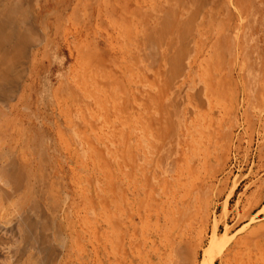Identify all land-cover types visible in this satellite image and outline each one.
Returning <instances> with one entry per match:
<instances>
[{"label": "rangeland", "instance_id": "rangeland-1", "mask_svg": "<svg viewBox=\"0 0 264 264\" xmlns=\"http://www.w3.org/2000/svg\"><path fill=\"white\" fill-rule=\"evenodd\" d=\"M263 8L0 0V264H264Z\"/></svg>", "mask_w": 264, "mask_h": 264}, {"label": "crops", "instance_id": "crops-1", "mask_svg": "<svg viewBox=\"0 0 264 264\" xmlns=\"http://www.w3.org/2000/svg\"><path fill=\"white\" fill-rule=\"evenodd\" d=\"M252 20L255 21L254 26H256L258 30L252 32L253 25L248 26V29L245 30L241 36V41L244 42L247 49H249L252 45L255 47L256 51H254V53L256 54V57L262 58V60L258 59L255 62L264 65V8L262 12V18L259 19V17H257L253 18ZM250 53L251 52L249 50V54Z\"/></svg>", "mask_w": 264, "mask_h": 264}, {"label": "bare ground", "instance_id": "bare-ground-1", "mask_svg": "<svg viewBox=\"0 0 264 264\" xmlns=\"http://www.w3.org/2000/svg\"><path fill=\"white\" fill-rule=\"evenodd\" d=\"M24 222V221H23ZM25 229V228H24ZM24 231H26V230H24ZM24 239V238H23ZM23 242H25L24 240H23ZM215 243H216V240L215 239H213L212 241H211V247L213 248V246H215ZM211 249V248H210ZM207 253H209V251H207ZM208 257H207V259L202 263V264H213V261H214V258H212L210 255H207Z\"/></svg>", "mask_w": 264, "mask_h": 264}]
</instances>
